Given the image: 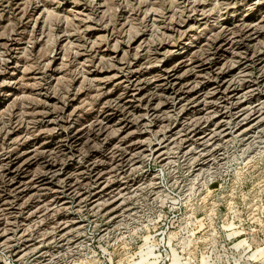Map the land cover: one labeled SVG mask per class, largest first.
<instances>
[{"label":"rangeland","instance_id":"rangeland-1","mask_svg":"<svg viewBox=\"0 0 264 264\" xmlns=\"http://www.w3.org/2000/svg\"><path fill=\"white\" fill-rule=\"evenodd\" d=\"M0 264H264V0H0Z\"/></svg>","mask_w":264,"mask_h":264}]
</instances>
